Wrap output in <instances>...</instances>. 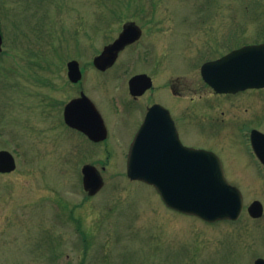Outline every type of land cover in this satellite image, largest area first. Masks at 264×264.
<instances>
[{
	"label": "rangeland",
	"instance_id": "1",
	"mask_svg": "<svg viewBox=\"0 0 264 264\" xmlns=\"http://www.w3.org/2000/svg\"><path fill=\"white\" fill-rule=\"evenodd\" d=\"M128 5L132 9L124 18L141 10L149 27L146 36L157 42V53L166 41L171 54L181 49L179 29L205 5L215 7L212 28H231V45L264 38V0H0L7 37L0 54V150H8L17 161L14 173L0 176V264H253L264 252V217L253 221L245 212L236 225H211L170 211L152 187L126 177L122 147L131 137H108L96 146L84 138L64 137L52 126L49 113L44 116L51 109L47 100L66 102L70 95L66 62L77 58L72 53L85 47L92 53L107 39L102 6ZM119 28L115 24L108 30ZM65 50L70 56L63 58ZM48 68H54L55 90L49 83L39 86L49 80L43 75ZM86 68L85 86L96 102L107 106L108 98L118 94V84L99 90L94 69ZM241 97L251 104L242 98L231 106V119H236L231 137H238V145L246 137L239 129L248 127L243 121L264 129L257 119H264V91ZM192 122L189 118L188 126ZM202 125L201 137L189 130L188 141L217 152L231 182V149L237 146L227 144L231 137L220 141L206 135L208 126ZM85 164L96 166L104 177L105 187L96 196L84 191ZM244 168L236 176L246 205L256 199L264 203V179Z\"/></svg>",
	"mask_w": 264,
	"mask_h": 264
},
{
	"label": "flooded vegetation",
	"instance_id": "2",
	"mask_svg": "<svg viewBox=\"0 0 264 264\" xmlns=\"http://www.w3.org/2000/svg\"><path fill=\"white\" fill-rule=\"evenodd\" d=\"M131 9V6H126L115 12L110 11L113 13L109 16L111 21H105V24L107 27L108 24L112 25L111 28L117 24L120 26L119 30L110 32L108 28H102L107 38L103 46L92 53L89 51L90 49L87 50L85 47L81 56L88 61L95 59L106 46L112 44L123 33L126 26H136L141 34L140 38L125 46L119 53L114 66L106 71L93 68L88 62L85 65L82 64L81 80L76 83L67 80L71 86L70 95H68L66 102L83 96L94 101L103 116L108 132L107 137H136L150 109L157 105L162 106L171 115L178 136L185 146L208 149L207 145L196 144L187 139L189 130L197 135L202 134V131L204 133L205 128L202 124L208 126V134H218L220 129L221 131H228V135L231 136V106L235 102L234 95L216 93L204 81L202 75V67L206 63L219 60L231 52V28L223 26L221 32L218 28H212L211 25H214V22L205 21L202 8L197 7L195 21L187 22L186 27L183 26L179 29L182 36L179 35L181 49H177L171 54V46L166 41L162 42V49L159 48V52L162 53H157V42L149 41L148 36H146L149 34L147 32L149 27L144 22L143 16L140 15L139 11L141 10L134 9L132 12L135 14L134 16L124 18V15L129 13ZM104 18L108 20L107 15ZM160 28L157 27L156 29ZM86 67L94 69L98 83L101 84V86L98 84L99 90L106 91L110 83L118 84V94L111 97L110 101L108 100V105H103L104 108L96 102L95 98L92 97L93 93L85 86L84 77L88 70ZM187 74L193 77L189 78ZM135 78H138L135 91L139 93L146 84H150V88L142 94L132 95L130 83ZM56 87L57 84L53 83L54 90ZM104 93L107 94V92ZM195 94L198 95L192 96ZM206 94L209 98L205 97ZM188 98L191 100L190 106L186 103ZM174 100L175 102H173ZM65 104L64 101L60 102L56 98L51 99V107L56 111L58 122L63 120ZM164 109H159L155 113L156 118L159 119L152 126V130L157 133V137L167 136L168 129L162 121V116L165 115ZM104 112L109 117H106ZM189 118L194 121L191 126H188ZM67 127L71 137H89L77 127ZM225 135L228 136L227 132ZM256 163L249 150L244 155L231 154V170L235 171V177L232 179L235 183L241 185L240 178L236 176V172L239 173L240 168L244 171H247L244 167L254 168L253 174L259 173L260 167L256 168L258 165ZM261 172L264 175V166H261ZM262 257L264 258V255Z\"/></svg>",
	"mask_w": 264,
	"mask_h": 264
},
{
	"label": "water",
	"instance_id": "3",
	"mask_svg": "<svg viewBox=\"0 0 264 264\" xmlns=\"http://www.w3.org/2000/svg\"><path fill=\"white\" fill-rule=\"evenodd\" d=\"M125 30L130 32L128 37L134 36L132 27H126ZM124 38L125 36H122L96 59L97 67L106 69L114 64L119 49L123 47ZM2 44L0 31V51ZM76 65L69 64L71 77L76 75ZM205 70V79L220 92L262 88L264 45L236 50L225 58L210 63ZM215 72L219 74L213 75ZM79 106L80 102H74L66 108L68 121L73 112V118H83L77 113ZM153 115H149L142 132L132 145L128 159V177L153 185L166 205L181 213L197 216L211 223L238 219L243 210V198L240 191L227 181L219 157L212 152L183 147L177 137H150L151 125L157 120ZM162 117V121L169 128V119ZM96 119V114L93 113V125ZM172 131L173 129L169 128L170 136ZM252 137L256 151L264 160V134L254 131ZM90 138L98 142L106 139ZM15 167L11 154L0 152V172H11ZM83 173L85 190L91 196L97 194L104 186L102 177L92 166H86ZM249 212L252 217L260 218L263 215V205L256 201L250 206ZM258 264H264V261L259 260Z\"/></svg>",
	"mask_w": 264,
	"mask_h": 264
}]
</instances>
